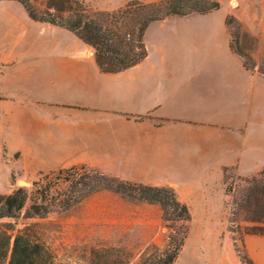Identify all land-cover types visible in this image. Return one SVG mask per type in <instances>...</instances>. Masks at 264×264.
Masks as SVG:
<instances>
[{
	"label": "crops",
	"instance_id": "0c3cea01",
	"mask_svg": "<svg viewBox=\"0 0 264 264\" xmlns=\"http://www.w3.org/2000/svg\"><path fill=\"white\" fill-rule=\"evenodd\" d=\"M0 5V156L2 148L40 170L86 165L147 185L184 183L192 219L181 252L218 255L219 233L200 229L191 240L192 225L217 219L211 198L224 170L264 168V76L231 47L227 11L149 23L147 55L103 73L70 31L31 20L14 1ZM134 207L152 214L140 240L153 241L161 208ZM251 242L243 240L247 255L261 264Z\"/></svg>",
	"mask_w": 264,
	"mask_h": 264
},
{
	"label": "trees",
	"instance_id": "16d2710c",
	"mask_svg": "<svg viewBox=\"0 0 264 264\" xmlns=\"http://www.w3.org/2000/svg\"><path fill=\"white\" fill-rule=\"evenodd\" d=\"M8 1L20 4L35 22L73 33L94 50L96 65L103 73L126 70L147 55L143 36L149 23L168 16L205 14L220 7L217 0H129L114 10L90 11L83 0H46L43 7L34 5L31 0ZM235 52L243 58L242 54ZM239 180L246 183L244 190L248 195H255L252 212L264 209V168L254 176ZM60 181L66 185L64 191L55 188ZM102 191L161 208L167 229L165 245L157 253L146 255L140 264H174L192 219L188 206L178 199L175 189L170 185L126 181L86 165L41 174L39 180L32 183L31 192L19 187L0 194V264H62L42 242L16 230L15 224L9 220L19 218L23 210L25 219L66 211ZM254 217L264 220V215L255 214ZM235 251L242 264H254L245 251L236 247ZM90 254L87 264H127L129 261V256L118 248H93Z\"/></svg>",
	"mask_w": 264,
	"mask_h": 264
},
{
	"label": "rangeland",
	"instance_id": "374dc122",
	"mask_svg": "<svg viewBox=\"0 0 264 264\" xmlns=\"http://www.w3.org/2000/svg\"><path fill=\"white\" fill-rule=\"evenodd\" d=\"M31 1L38 7H43L46 2V0ZM127 1L129 0H83L90 11L114 10ZM217 1L222 6L217 14L221 16L227 11L225 21L231 35V47L243 55V62L247 68L252 69L257 75L264 76V0ZM14 3L22 8L17 2ZM57 170L37 169L36 166L28 165L18 158L17 154L6 158L1 148L0 194L10 193L19 187L31 192L32 183L38 181L41 174L56 173ZM259 171L250 176H241L234 169L224 170L211 198L216 207L211 211L216 212L217 219L206 225H192L191 236V240L196 239L200 229H205L210 235L219 233V247L216 246L219 248V254L210 251L207 255H192L190 252L180 251L174 264H242L235 247L247 254L243 245L244 238L256 240L249 244V250L257 261L264 264V257L259 252L260 248H264V243L258 241L264 240V220H256L254 217L255 214L264 215V209L252 212L255 195H248L244 190L246 183L239 180L254 176ZM186 180L191 181L188 178ZM19 181L27 185L20 186ZM194 181L196 186L202 188L206 178L199 177ZM164 185L172 186L178 199L184 202L188 194L186 184ZM65 187L62 181L55 186L61 191H64ZM209 192L206 191L207 194ZM138 203L141 202L102 191L85 198L66 211H54L40 217L25 219L22 217L25 211L23 210L19 218L9 221L15 224L16 230L42 242L52 252L56 261L62 264H87L93 248L108 247L123 250L129 256L127 264H140L146 255L155 254L163 249L167 229L161 219V226L154 233L155 239L142 243L140 239L147 227L141 220L152 214L134 207ZM194 209L197 214L202 211L196 206ZM207 247L213 248L209 243Z\"/></svg>",
	"mask_w": 264,
	"mask_h": 264
},
{
	"label": "water",
	"instance_id": "95a60500",
	"mask_svg": "<svg viewBox=\"0 0 264 264\" xmlns=\"http://www.w3.org/2000/svg\"><path fill=\"white\" fill-rule=\"evenodd\" d=\"M19 185H20V186H26L27 183H25V182H23V181H19Z\"/></svg>",
	"mask_w": 264,
	"mask_h": 264
}]
</instances>
